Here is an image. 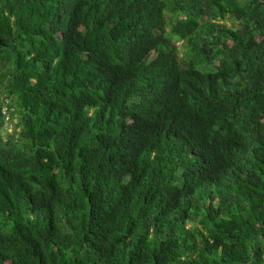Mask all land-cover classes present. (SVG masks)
<instances>
[{
  "label": "trees",
  "instance_id": "obj_1",
  "mask_svg": "<svg viewBox=\"0 0 264 264\" xmlns=\"http://www.w3.org/2000/svg\"><path fill=\"white\" fill-rule=\"evenodd\" d=\"M0 264H264V0H0Z\"/></svg>",
  "mask_w": 264,
  "mask_h": 264
},
{
  "label": "built area",
  "instance_id": "obj_2",
  "mask_svg": "<svg viewBox=\"0 0 264 264\" xmlns=\"http://www.w3.org/2000/svg\"><path fill=\"white\" fill-rule=\"evenodd\" d=\"M12 110L13 109L9 106L8 100L3 99L2 105H1V114L5 122L6 130L9 133L13 131H16V132L19 131V128L16 127L17 120L11 114Z\"/></svg>",
  "mask_w": 264,
  "mask_h": 264
},
{
  "label": "rangeland",
  "instance_id": "obj_3",
  "mask_svg": "<svg viewBox=\"0 0 264 264\" xmlns=\"http://www.w3.org/2000/svg\"><path fill=\"white\" fill-rule=\"evenodd\" d=\"M226 24L228 25V24H229V22H228V21H226ZM177 44H178V45H181V44H182V41H178V42H177ZM1 132H2V134H6V131H5V130H3V129H2V131H1Z\"/></svg>",
  "mask_w": 264,
  "mask_h": 264
}]
</instances>
